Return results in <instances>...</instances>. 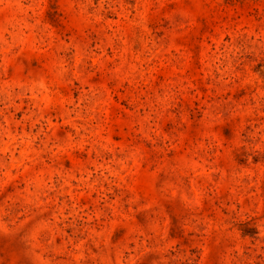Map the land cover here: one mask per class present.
<instances>
[{"label":"rangeland","instance_id":"obj_1","mask_svg":"<svg viewBox=\"0 0 264 264\" xmlns=\"http://www.w3.org/2000/svg\"><path fill=\"white\" fill-rule=\"evenodd\" d=\"M0 264H264V0H0Z\"/></svg>","mask_w":264,"mask_h":264}]
</instances>
